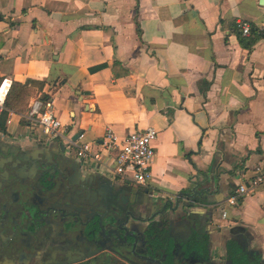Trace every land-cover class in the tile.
I'll return each mask as SVG.
<instances>
[{
  "label": "crops",
  "instance_id": "1",
  "mask_svg": "<svg viewBox=\"0 0 264 264\" xmlns=\"http://www.w3.org/2000/svg\"><path fill=\"white\" fill-rule=\"evenodd\" d=\"M263 8L264 0H0L1 96L12 81L46 82L54 114L71 134L82 131L79 141L154 127L160 154L147 185L170 195L209 183L206 204L189 211L225 210L264 256V185L226 202L264 162ZM239 20L251 24L252 34L241 32L249 49L232 30ZM20 128L36 127L8 113L0 143L59 144L40 127Z\"/></svg>",
  "mask_w": 264,
  "mask_h": 264
},
{
  "label": "flooded vegetation",
  "instance_id": "2",
  "mask_svg": "<svg viewBox=\"0 0 264 264\" xmlns=\"http://www.w3.org/2000/svg\"><path fill=\"white\" fill-rule=\"evenodd\" d=\"M70 157L0 143V264H264L223 210L189 211L208 201L196 181L160 195Z\"/></svg>",
  "mask_w": 264,
  "mask_h": 264
},
{
  "label": "built area",
  "instance_id": "3",
  "mask_svg": "<svg viewBox=\"0 0 264 264\" xmlns=\"http://www.w3.org/2000/svg\"><path fill=\"white\" fill-rule=\"evenodd\" d=\"M238 25L242 34L250 33L251 24L248 21L239 20ZM258 31L264 38V8ZM3 102V95L1 96L0 92V110L4 108ZM20 116L32 128L40 127L48 137L66 139L70 146L69 149L77 157L84 162L94 161V164L100 168L112 171L119 181L139 186L149 183L152 163L160 154L154 144L158 133L154 127L148 126L142 130H133L121 137L111 128H107L99 141H79L82 135L76 141H71L68 136L71 135V131L62 125L54 114L52 97L45 102L35 99L29 104L27 111L20 113ZM249 173L245 172L242 175L239 180L240 184L226 199L228 204H236L239 198L254 193L264 185V162L255 165ZM224 213H226L225 210Z\"/></svg>",
  "mask_w": 264,
  "mask_h": 264
},
{
  "label": "trees",
  "instance_id": "4",
  "mask_svg": "<svg viewBox=\"0 0 264 264\" xmlns=\"http://www.w3.org/2000/svg\"><path fill=\"white\" fill-rule=\"evenodd\" d=\"M231 26L232 30L236 33L240 44L249 49L254 41L250 40V43L244 42L238 24L233 22L231 23ZM252 32V29H250V34H252ZM260 35L262 34L260 33ZM113 73L115 77L120 76V74L115 71ZM125 74H127L126 71L121 72V76ZM44 86H46V82L33 79H27L24 83L12 81L5 95V99L3 102L4 108L0 112V130L4 129V123L9 111L19 113L27 111V104L30 97L35 96V99L43 102L49 100L51 98V95L44 91ZM56 87L57 86L53 84L51 90H55Z\"/></svg>",
  "mask_w": 264,
  "mask_h": 264
},
{
  "label": "water",
  "instance_id": "5",
  "mask_svg": "<svg viewBox=\"0 0 264 264\" xmlns=\"http://www.w3.org/2000/svg\"><path fill=\"white\" fill-rule=\"evenodd\" d=\"M80 135H82V131H76L75 132V134L74 135H68V136H70V140L71 141H76L77 139H78V137L80 136ZM57 141H58V143L59 144H61V147L62 148H64V146L66 147V149H67V153H69V154H72V157H74L75 159L71 162L72 164H74V165H76V164H78V162H80L81 164H83L86 168H88L89 167V164L90 163H95L94 161H88V162H84L81 158H79V157H77L74 153H72L71 151H69L70 149H69V143H68V141L66 140V139H62V138H58V137H56L55 138ZM71 161V160H70ZM100 175V174H99ZM102 176V175H101ZM207 175H204V178H203V180L204 181H207L208 180V177H206ZM201 182H203V181H201ZM240 184V181H238L237 183H236V185H235V187L236 186H238ZM211 187H210V185H209V183L208 184H205L203 187H201V188H198V185H196L195 187H194V190L195 191H197V192H204V193H208L211 189H210ZM228 198V196L226 197V199ZM222 200H224V199H221V200H219V201H217L218 203H219V205H220V203L222 202ZM166 206H171L169 203H167L166 204ZM164 207H165V205H164ZM190 208V207H189Z\"/></svg>",
  "mask_w": 264,
  "mask_h": 264
},
{
  "label": "rangeland",
  "instance_id": "6",
  "mask_svg": "<svg viewBox=\"0 0 264 264\" xmlns=\"http://www.w3.org/2000/svg\"><path fill=\"white\" fill-rule=\"evenodd\" d=\"M30 100V99H29ZM28 103H29V101H28ZM28 105V104H27ZM28 107V106H27ZM39 127L38 126H36V128H35V130H31V129H27V131L26 130H24L23 128H20L19 129V134H28V133H32L33 131L35 132V133H38L39 132ZM41 130V129H40ZM153 170V169H152ZM151 170V171H152Z\"/></svg>",
  "mask_w": 264,
  "mask_h": 264
}]
</instances>
